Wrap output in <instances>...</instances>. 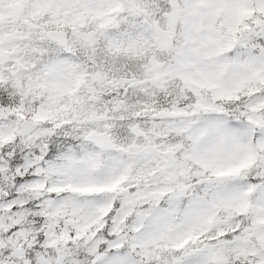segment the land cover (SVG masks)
<instances>
[{"label": "snow or ice", "instance_id": "6c2138e0", "mask_svg": "<svg viewBox=\"0 0 264 264\" xmlns=\"http://www.w3.org/2000/svg\"><path fill=\"white\" fill-rule=\"evenodd\" d=\"M0 264H264V0H0Z\"/></svg>", "mask_w": 264, "mask_h": 264}]
</instances>
